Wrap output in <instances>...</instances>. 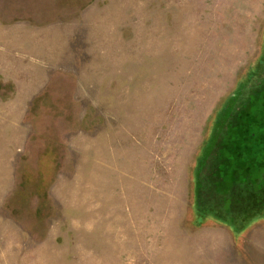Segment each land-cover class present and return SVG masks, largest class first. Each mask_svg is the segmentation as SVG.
<instances>
[{
	"label": "rangeland",
	"instance_id": "obj_1",
	"mask_svg": "<svg viewBox=\"0 0 264 264\" xmlns=\"http://www.w3.org/2000/svg\"><path fill=\"white\" fill-rule=\"evenodd\" d=\"M260 116L264 0H0V264H264Z\"/></svg>",
	"mask_w": 264,
	"mask_h": 264
},
{
	"label": "trees",
	"instance_id": "obj_2",
	"mask_svg": "<svg viewBox=\"0 0 264 264\" xmlns=\"http://www.w3.org/2000/svg\"><path fill=\"white\" fill-rule=\"evenodd\" d=\"M255 120V122L253 123V124H255L256 126H257V131L259 132V136L260 135H264V116H260V117H258V118H255L254 119ZM250 123H251V121H249ZM248 129H251V128H248ZM259 152H260V149H259Z\"/></svg>",
	"mask_w": 264,
	"mask_h": 264
}]
</instances>
